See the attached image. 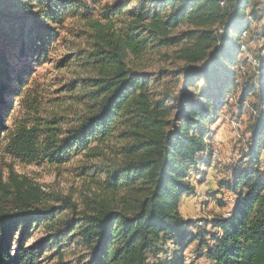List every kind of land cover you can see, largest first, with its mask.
<instances>
[{
    "label": "trees",
    "instance_id": "1",
    "mask_svg": "<svg viewBox=\"0 0 264 264\" xmlns=\"http://www.w3.org/2000/svg\"><path fill=\"white\" fill-rule=\"evenodd\" d=\"M79 15L80 44L71 42L61 64L80 75L77 95L67 107L44 108L34 75L10 76L8 49L17 46L40 65L66 19ZM99 17L82 0H0V149L27 164L81 157L92 164L78 175L96 183L77 210L69 197L50 204L51 195L26 177L0 178V264H35L45 247L74 241L83 250L79 264H187L192 242L206 264H264V50L239 60L240 35L248 18H264V0H116ZM169 48L179 62L173 68L148 72L135 63ZM242 63L252 64L249 75L239 74ZM239 78L237 106L242 111L254 97L253 119L241 157L227 164L231 178L218 184L233 193V205L205 221L209 230L179 206L196 191L192 170L209 160L207 124ZM8 93L17 97L12 112ZM62 209L72 217L58 225ZM40 224L48 236L24 246Z\"/></svg>",
    "mask_w": 264,
    "mask_h": 264
},
{
    "label": "rangeland",
    "instance_id": "2",
    "mask_svg": "<svg viewBox=\"0 0 264 264\" xmlns=\"http://www.w3.org/2000/svg\"><path fill=\"white\" fill-rule=\"evenodd\" d=\"M82 1L91 9L93 18H100L99 13L104 11L106 6L114 4L116 0ZM261 1L255 0L257 4L261 3ZM263 24L264 18L257 21L251 19L249 28L241 33V44L244 45L245 50L240 52L239 60L244 57L247 58L248 62H251L254 59L253 54L257 50H264V35L260 33ZM66 25L67 27L60 34L57 48L50 52L48 59L40 65L35 64L27 52L23 51L20 53L19 47L8 49L10 76L13 77L15 73L22 76L26 75L25 77L34 75L32 86H35L37 91L43 92V95L41 97L38 96V99L42 101L44 108L59 107L62 102H64L62 106L67 107L78 92L77 85L80 82V75L73 71L76 70L73 67L74 65L68 69V66L62 67L61 64L64 63L63 60L66 57L72 55L73 47L71 42L80 44V40H75L74 33L79 32L77 30L84 25L80 21V15L74 18H67ZM257 33H260V38L258 39L255 38ZM135 63L144 67L148 72H156L159 68H173L179 64V62L174 61L173 49L170 48L146 52ZM247 63L240 64L239 74L242 73L241 75H244L247 72L249 75L252 72V64L250 66ZM243 81L244 79L240 80L239 78L238 82L240 85L235 93L231 92L226 96L228 103L224 104L216 112L215 120L207 124L209 132L205 138L211 145L210 151L214 150V158L217 160L215 165L210 166L204 163L196 165L199 171L192 170L190 174V180L195 185L196 191L192 195L183 196V200L180 202L179 210L182 216L194 220H202V224H204L202 226H206L205 224L209 223L205 222L206 220H210L213 216L223 215L226 208H229L223 202L224 198L227 197V201L231 199V204L233 205L234 199L232 200L230 197H233L232 192L225 189H221L219 192L217 190L219 189L218 184L220 181L231 178V170L228 169L227 164L230 161L235 163L241 157V150L247 146L248 133L246 126L253 119L251 116L249 117L253 107L248 102H254L255 98L248 96L247 101L244 102V107L241 109L242 111L239 110L237 98L242 88V83L240 82ZM72 82H76L73 89H71ZM5 98L9 99L11 104L9 111L12 112L11 108L16 106L17 97L8 93ZM260 159V165L264 168V148L261 150ZM91 164V161L88 162L81 157H75L67 163L56 166L27 164L20 162L3 149H0V178L3 181L10 180L9 177L12 173L19 177H26L51 195L52 201H50V204L60 206L62 205L61 199L69 197L73 202L77 203V210L80 208L82 198L96 192L95 181H92L89 177L78 175L81 167L85 165L91 166ZM58 211H60L56 217L58 225L72 217L71 213L66 209ZM44 226L43 224L35 226L25 237L24 246L35 244V242L47 237L48 233ZM206 228L211 230L209 225ZM191 231L194 232V227L191 228ZM193 249L194 243L192 242L184 250L187 264H206L203 256L195 257L192 252ZM82 253L83 250L80 249V245H76L75 241L69 242L63 248L51 245L50 247H45L39 254L37 253L35 264H79L78 259L80 260V254Z\"/></svg>",
    "mask_w": 264,
    "mask_h": 264
},
{
    "label": "bare ground",
    "instance_id": "3",
    "mask_svg": "<svg viewBox=\"0 0 264 264\" xmlns=\"http://www.w3.org/2000/svg\"><path fill=\"white\" fill-rule=\"evenodd\" d=\"M248 19L251 20L250 18H248ZM241 50H242V51L245 50V49H244V46H241ZM215 152H216V151H215ZM204 156H205V158H206V154H205ZM207 156H208L209 160H208V161H204L203 163L206 164V165H210V166L215 165V163H216L217 160L213 159V150L208 151V152H207ZM205 158H204V159H205ZM205 160H207V159H205Z\"/></svg>",
    "mask_w": 264,
    "mask_h": 264
},
{
    "label": "crops",
    "instance_id": "4",
    "mask_svg": "<svg viewBox=\"0 0 264 264\" xmlns=\"http://www.w3.org/2000/svg\"><path fill=\"white\" fill-rule=\"evenodd\" d=\"M219 191H220V190H219ZM219 191H218V192H219ZM226 199H227V197L224 198V201H223V202H225V203L228 205L229 208H228V209L226 208V210H225L223 216H225V215L227 214L226 212L230 211V209H231V207H232V206H231V205H232V204H231V199H230L229 201H227ZM182 200H183V198H182ZM182 200H181V201H182Z\"/></svg>",
    "mask_w": 264,
    "mask_h": 264
},
{
    "label": "built area",
    "instance_id": "5",
    "mask_svg": "<svg viewBox=\"0 0 264 264\" xmlns=\"http://www.w3.org/2000/svg\"><path fill=\"white\" fill-rule=\"evenodd\" d=\"M213 159H215V158H214V150H213ZM230 197H231L232 200H233V197H232V196H230ZM228 212H229V211H228ZM228 212H227V214H228Z\"/></svg>",
    "mask_w": 264,
    "mask_h": 264
}]
</instances>
